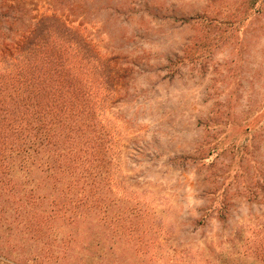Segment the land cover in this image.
<instances>
[{
	"label": "rangeland",
	"instance_id": "374dc122",
	"mask_svg": "<svg viewBox=\"0 0 264 264\" xmlns=\"http://www.w3.org/2000/svg\"><path fill=\"white\" fill-rule=\"evenodd\" d=\"M0 10L13 39L57 15L118 76V178L148 207L126 217L142 221L135 244L167 264L243 250L247 224L264 219V0H0ZM222 203L225 221L209 212ZM79 228L111 233L96 217Z\"/></svg>",
	"mask_w": 264,
	"mask_h": 264
},
{
	"label": "trees",
	"instance_id": "16d2710c",
	"mask_svg": "<svg viewBox=\"0 0 264 264\" xmlns=\"http://www.w3.org/2000/svg\"><path fill=\"white\" fill-rule=\"evenodd\" d=\"M9 12L0 10V264H137L133 255L167 264L154 246L134 243L142 221L126 220L148 207L118 178L120 134L110 102L118 76L109 61L54 14L13 39ZM209 209L226 220L225 203ZM90 217L105 220L110 235L80 229ZM247 226L242 251L192 264H238L241 256L264 264V219ZM120 241L128 257L117 252ZM173 255L171 264H180Z\"/></svg>",
	"mask_w": 264,
	"mask_h": 264
}]
</instances>
